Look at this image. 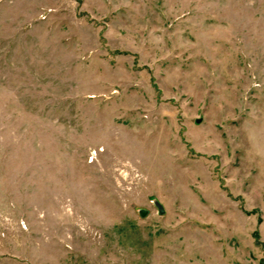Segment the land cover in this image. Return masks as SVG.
I'll return each instance as SVG.
<instances>
[{
    "label": "rangeland",
    "instance_id": "374dc122",
    "mask_svg": "<svg viewBox=\"0 0 264 264\" xmlns=\"http://www.w3.org/2000/svg\"><path fill=\"white\" fill-rule=\"evenodd\" d=\"M0 264H264V0H0Z\"/></svg>",
    "mask_w": 264,
    "mask_h": 264
}]
</instances>
